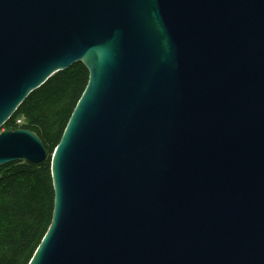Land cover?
I'll return each instance as SVG.
<instances>
[{"label": "water", "instance_id": "obj_1", "mask_svg": "<svg viewBox=\"0 0 264 264\" xmlns=\"http://www.w3.org/2000/svg\"><path fill=\"white\" fill-rule=\"evenodd\" d=\"M77 62L28 264H264V0H0V128ZM47 156L0 131V166Z\"/></svg>", "mask_w": 264, "mask_h": 264}, {"label": "trees", "instance_id": "obj_2", "mask_svg": "<svg viewBox=\"0 0 264 264\" xmlns=\"http://www.w3.org/2000/svg\"><path fill=\"white\" fill-rule=\"evenodd\" d=\"M88 81L81 62L52 75L22 102L5 129L24 127L43 141L47 158L0 166V264H28L53 214L51 153ZM24 117V123L15 119Z\"/></svg>", "mask_w": 264, "mask_h": 264}, {"label": "built area", "instance_id": "obj_3", "mask_svg": "<svg viewBox=\"0 0 264 264\" xmlns=\"http://www.w3.org/2000/svg\"><path fill=\"white\" fill-rule=\"evenodd\" d=\"M24 123V117L23 116H19L15 119V124L20 126Z\"/></svg>", "mask_w": 264, "mask_h": 264}, {"label": "rangeland", "instance_id": "obj_4", "mask_svg": "<svg viewBox=\"0 0 264 264\" xmlns=\"http://www.w3.org/2000/svg\"><path fill=\"white\" fill-rule=\"evenodd\" d=\"M4 130H6L5 129V127H4V125L0 128V131H4Z\"/></svg>", "mask_w": 264, "mask_h": 264}]
</instances>
